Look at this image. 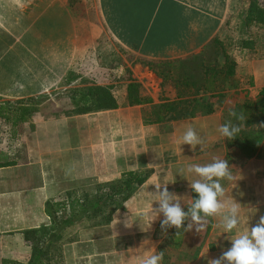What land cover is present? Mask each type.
<instances>
[{"label": "crops", "instance_id": "1", "mask_svg": "<svg viewBox=\"0 0 264 264\" xmlns=\"http://www.w3.org/2000/svg\"><path fill=\"white\" fill-rule=\"evenodd\" d=\"M250 2L0 0V107H7L0 109L9 117L0 116V264H29L25 233L51 227L47 203H64L69 193L95 194L130 172L146 180L108 222L81 219L60 229L58 264H139L154 253L163 254L160 264H207L230 246L228 236L264 216V158L244 159L217 131L230 107L220 98L235 96L244 105L240 85L226 92L223 86L240 82V66L233 61L225 77L224 59L202 56L215 40L223 42L228 23L230 33L241 22L248 32ZM256 38L245 41L255 48ZM247 68L245 95L258 102L264 58ZM94 89L109 93L115 107L74 114L71 98ZM64 97L71 107L58 109ZM204 100L206 109L199 106ZM48 105L56 114L47 115ZM10 111L29 115L19 121ZM185 112L197 115L170 119ZM188 126L202 148L180 146ZM214 158L230 165L232 179L222 186L225 199L240 203L238 229L224 233L220 217L210 216L201 230L194 225L185 232L189 217L182 229L162 234L163 215L156 218L151 209L153 184L167 183L187 211L191 180L198 177L184 170Z\"/></svg>", "mask_w": 264, "mask_h": 264}, {"label": "trees", "instance_id": "2", "mask_svg": "<svg viewBox=\"0 0 264 264\" xmlns=\"http://www.w3.org/2000/svg\"><path fill=\"white\" fill-rule=\"evenodd\" d=\"M245 26L249 29L252 26H260L264 29V6H261L258 0H251L245 17ZM214 43L221 45L217 40ZM241 45L248 48L251 42L244 41ZM221 52L225 61L224 70L221 73H224L225 77L231 76L235 64L229 61L227 54L223 50ZM261 57L264 58V55ZM71 102L75 109H77L73 113L78 115L90 113L88 112L89 109H112L115 107L112 96L99 89H94V91L88 90V93H82L77 98L72 97ZM0 108L6 110L7 107L1 106ZM210 113L206 112L203 114ZM12 115L20 121L27 118L29 113L23 111L13 114L12 112ZM170 115V119L176 120L191 118L197 114L195 112H185L170 113ZM0 116L6 121L9 119L8 113L3 114L1 109ZM240 116L243 117V120L240 122L241 132L235 139L231 141L227 139L228 147L235 146L246 160L251 158L263 159L264 88L259 92L258 102H244L243 111ZM146 177V174L126 173L116 183L98 186L95 194L78 197L69 193L64 203H47L45 205V213L51 219V227L48 230L40 229L25 233V242L32 248L29 264H58L59 259H57L56 254L58 251L60 229L81 219L90 220L99 218L98 223L108 222L114 211L121 208V204L131 196L135 188L143 184ZM194 198H196L195 193H193ZM110 205L112 208L106 209ZM59 213H62V215L57 217ZM2 264H6V262Z\"/></svg>", "mask_w": 264, "mask_h": 264}, {"label": "clouds", "instance_id": "3", "mask_svg": "<svg viewBox=\"0 0 264 264\" xmlns=\"http://www.w3.org/2000/svg\"><path fill=\"white\" fill-rule=\"evenodd\" d=\"M230 114L236 115L235 112ZM239 119L243 120V117ZM217 131L231 141L238 137L241 127L239 124L226 122L220 125ZM179 144L189 145L195 150L197 145L202 148V138L194 127L188 126L179 138ZM184 171L198 177L191 180L190 186L196 198L187 205V211L181 206L180 198L169 192L167 183L153 184L155 188L151 191L154 196L151 209L156 218L160 214L163 215L160 221L162 234H166L169 228L182 229L189 217L193 223L184 228L185 232L191 230L194 225L196 231L201 230L204 226L202 221L210 216L220 217L219 227L224 233H232L234 229H238L241 223L240 203L235 198L225 199V188L221 184V180L225 178L232 179L228 161L214 158L204 165L189 164ZM227 239L230 246L226 250L222 249L218 258H209L207 264H264V216H261L254 226L237 231ZM162 259V253H154L143 256L139 264H160Z\"/></svg>", "mask_w": 264, "mask_h": 264}, {"label": "rangeland", "instance_id": "4", "mask_svg": "<svg viewBox=\"0 0 264 264\" xmlns=\"http://www.w3.org/2000/svg\"><path fill=\"white\" fill-rule=\"evenodd\" d=\"M259 3L261 6H264V1L263 0H259ZM244 21V20H243ZM240 25L236 26L233 28L232 33H230L229 27V23L227 25V34L224 35L223 38V42H221V45H215L213 47H211L210 49L207 50V52L205 54H203L202 56L207 58L209 61L214 60L215 58H218L219 62H222L224 57L223 54L221 52V50H223L228 58L230 60H232V62L234 61L236 64H238L240 66V70H241V79L240 82H237L236 80L231 81L227 84L224 83V88H225V92L226 90H229L232 87H235L236 85H240V89L243 90L244 96H243V102L245 101H251L252 102V98H250L248 100V95H245V92L247 91V87L249 85V77H248V68H247V63L248 61H251L253 58L256 59H263L261 56L264 55V30L263 29H259L255 26H252L249 28H247V31L245 30L244 26V22L242 23H238ZM237 25V24H236ZM249 36H256V47L252 48V43L248 48L243 47L241 44L242 42L245 41V39H247ZM253 38V37H252ZM226 96V95H225ZM242 97H240L241 99ZM220 103L222 105V102L227 104V106H230L229 109L227 111H225L223 113L224 115V123L226 122H231L233 124H238L240 125V122L242 120L239 119V116L242 113V105L241 101H239L238 98H236L235 96L232 97H223L220 98ZM207 100V99H206ZM223 100V101H222ZM238 100V108H236L233 105V101ZM204 104L199 105L200 108L202 109H206V102L205 100L202 101ZM240 102V104H239ZM3 103L0 101V104ZM58 109H69L71 107V105L68 103V98L64 97L63 98V103H58ZM236 104V103H235ZM39 106H43V102H40ZM41 108V107H38ZM48 111H47V115L50 116L52 114H56V112L53 113V109H51V105H48L47 107ZM235 112L236 115L233 116L230 113L231 112ZM12 116V115H11ZM36 117H43V112L35 114ZM241 117V116H240ZM243 127V126H242ZM231 171V169H230ZM224 180V179H223ZM223 180H221V184H223ZM112 206H108L106 209H111ZM107 210V211H108Z\"/></svg>", "mask_w": 264, "mask_h": 264}]
</instances>
